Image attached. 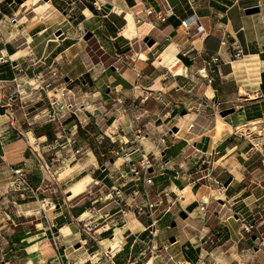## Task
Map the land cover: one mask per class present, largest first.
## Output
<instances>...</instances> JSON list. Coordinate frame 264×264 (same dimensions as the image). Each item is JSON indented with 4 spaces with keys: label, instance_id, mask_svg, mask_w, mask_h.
Here are the masks:
<instances>
[{
    "label": "crops",
    "instance_id": "crops-1",
    "mask_svg": "<svg viewBox=\"0 0 264 264\" xmlns=\"http://www.w3.org/2000/svg\"><path fill=\"white\" fill-rule=\"evenodd\" d=\"M78 1L71 0L78 13L70 15L54 0H0V264H60V259L89 264L100 257L95 264H132L142 261L146 251L152 253L151 264H264V247L242 230L243 223L255 221L264 232V217L256 218L261 194L256 198L248 192L249 171L244 160L240 162L245 153L259 151L256 142H264V0H111V7L103 3L105 13L93 7L82 10L85 31L93 33L82 44L75 35L81 27ZM251 6L259 11L247 14L245 9ZM148 7L154 12L146 14ZM158 11L164 21L157 18ZM128 15L137 25L131 35L123 32ZM191 16L197 20L187 30L182 21L190 22ZM199 24L202 31H196ZM145 37L153 43L149 45ZM237 49L240 57L235 56ZM213 54L219 56L218 64L201 72ZM89 76L99 78L88 87ZM92 86L97 90H90ZM84 99L83 109L90 112L89 120L81 124V115L76 122L69 112L81 113ZM229 108H234L232 115L223 117L221 111ZM183 110L193 113L188 130L178 126L186 115ZM50 114L55 119H49ZM135 114L138 118L132 121ZM235 121L241 126L238 131L233 129ZM88 122L98 133L96 140L103 137L93 153L111 157L112 167L88 173H81L80 167L66 177H59L64 168L38 170L40 156L50 152L65 151L69 158L79 149L81 155V128ZM246 126L249 141L241 131ZM167 127H177V137L162 145L159 139ZM140 130L147 135L136 144L154 155L151 188L161 194L154 239L145 230L148 215L129 210L121 218L120 205L134 202L132 177L126 164L117 166L110 155L111 146ZM17 139L23 141L10 161L4 157L5 147ZM198 159L212 164L198 169ZM17 165L34 170L30 180L42 203L19 200L10 189L11 169ZM73 166L74 162L69 165ZM192 166L206 174L186 184L181 173ZM211 173L222 182L229 176L232 180L221 196L205 202L197 194ZM87 174L91 179L85 190L71 194V186ZM186 179L190 181L189 176ZM157 183L163 188L158 190ZM91 190L94 194L87 196ZM211 198L216 204L210 205ZM177 202L180 207L172 212ZM202 205L206 209L200 210L199 232L183 239L179 213L184 210L192 216ZM88 224L93 226L90 232L84 230ZM51 231L58 235V249ZM171 236L175 241L169 240ZM41 244L50 245L55 258L35 255Z\"/></svg>",
    "mask_w": 264,
    "mask_h": 264
},
{
    "label": "rangeland",
    "instance_id": "rangeland-1",
    "mask_svg": "<svg viewBox=\"0 0 264 264\" xmlns=\"http://www.w3.org/2000/svg\"><path fill=\"white\" fill-rule=\"evenodd\" d=\"M54 1L57 4H59L60 11H62V9H63L67 13H70V15H74L75 13H78L77 8L76 7L74 8V5L71 4V0H54ZM110 1L111 0H79L78 1L79 2V6H81V29H85L86 30V28H88V25L86 24V21H84L82 23V21H83V19L85 17L82 14V12H83L82 10L83 9H85V10H86V8L92 9L91 7H93V8L96 9V11H98L100 13H105L106 11H108V9L104 6L105 4H103V3H108ZM85 13H88V12H85ZM83 39H84V37H83ZM83 39L81 40V44L83 42ZM93 50H94V52L98 53V51H96L95 48H93ZM105 64H107V63H105ZM95 73L98 74L97 71ZM105 73H107L108 75L110 74V68L109 67L105 68ZM98 78L99 77L94 79L93 76L92 77H90V76L89 77H85V79L89 82L88 83V87L91 86L92 83L94 84L95 82H97ZM94 86H92L90 88V90H97L96 87H94ZM81 89H83L82 85H81ZM99 89L100 88H98V90ZM100 94H103V93L101 92ZM99 99H101V98H99ZM82 104H84V106H81V113L79 111H77V110H75V112H77V114H75L74 112H69V113H71V118H74L76 122L80 121L79 117L81 115V124H84L83 120L84 121L85 120H87V121L89 120L88 117H89L90 110L89 109H87V110L83 109L87 105V99H84V102H81V105ZM72 110L74 111L73 108H72ZM186 113H184V114H186ZM27 115L29 116L28 113H27ZM230 115H232V114L228 113L226 115H223V117L224 116H230ZM49 116H50L49 119H53V116L51 114ZM23 117H25V116H23ZM90 117H92V116H90ZM36 119L41 120L42 118H41V116H38ZM27 123L28 122L25 121L24 122V124H25L24 126H26V127L29 126ZM92 123L93 122H88V124L85 125V127L81 128V155L79 154V151H80L79 149L78 150L76 149L77 151H76V156L75 157H69V158L67 157V153H65V151L50 152L47 155L40 156L39 162H38V164H40V165H38V170L41 171L42 167H44V168H46V170H50L51 172H54L56 170H59L60 168H64V171L59 175V177H66L67 175L68 176L72 175L73 172H75L78 169H80V167H81V173H88V172H91L93 169L94 170L96 169L97 171H99L100 167H102V166L104 168L112 167L113 165H112L111 157L104 156V155L97 156V155H95L96 153H93V151H92V149H94V147H96V145L98 143V141L96 140V136H97L98 133L95 134V129L92 126ZM233 123L235 125L233 127V129L238 131L239 130L238 128L241 127V126L237 125L238 121H235ZM263 128H264V126H262V129H261V130H263L261 132L262 136L264 135V129ZM247 129H250V128H248V126H246L241 131H243L242 132L243 135H244L243 137L247 138L246 141H249L252 138L250 136V132H249L250 130H247ZM255 131H256V133H258L257 130H255ZM68 132L71 133L72 129L70 131H68ZM238 133H240V132H238ZM77 134H78V131L75 130L74 131V138H76ZM256 143H257V145L259 147V151H257L256 154H252L251 152L245 153L244 157L243 158L241 157L240 162L242 163V160H244L243 161V162H245L244 166L249 171V172L245 173V177L247 178V183H249L251 185L250 188L248 189V192L249 191L250 192L253 191V196H255L256 198H257L258 194H261V200H260L261 203H262L261 210H260V213H258L256 215V218H261V217L263 218L264 217V142L258 141ZM55 144L57 146L59 145L57 143H55ZM77 147H79V146H77ZM245 147H246V150H248V148L250 147L249 142H246V146ZM69 154H71V152H69ZM110 155H112V157H115L117 159V164H116L117 166L125 167L124 166L125 163H124V160H123L122 157H116L112 153ZM151 157H154V155H151ZM78 160H81V164L77 163ZM153 160H156V159H152V161ZM162 160H163V158L161 159V161ZM207 160H209V159L207 158ZM207 160L202 161V159H198V163L195 164L196 165L195 167L200 169L201 167H205L208 164H212L210 161L207 162ZM73 162H74V166H73V168L72 167L70 168L69 165H71ZM198 164L200 165L199 167H198ZM193 168H194L193 166H192L191 169L185 168V170H183V172L181 173V176L186 177V178H188V176H189V178H190V181L185 178V180H183L184 183L186 182V184H187V182L193 181V179H195L198 175H202L203 173L206 174V172L203 171V170L202 171L197 170V172H196V170L194 171ZM25 169L27 170V168H25ZM27 173L29 174V177H31V175L34 174V170L33 169H30V170L28 169ZM223 176H225V174H222L221 177H223ZM203 179H204L203 182H204V184L207 185V187H205V186L202 187L203 192H202V195L200 196V198L208 195V199H210L209 197H219V196L222 195V194H220L221 189L219 188L220 182H222V179L219 177V175L211 173L210 175H207V177H205ZM250 179H252V180H250ZM197 183L198 184L201 183V180L198 181ZM259 184L262 185L263 187L259 186ZM157 186L159 187L158 190L163 188V186L160 183L159 184L157 183ZM196 186H197V184L193 187V189ZM91 192L92 193L91 194H87V196H90V195L94 194L92 190H91ZM205 193H207V194H205ZM211 199H213V198H211ZM179 203H183V202L180 201ZM179 203L177 202L176 206H174V208L171 209L172 212H175L177 210V208L180 207ZM214 204H216V202L213 199V201H212V203H210V205H214ZM161 208L162 207L159 206V209H161ZM129 209L132 210V207L129 208ZM200 210L201 209H199L197 212H195L193 214V217H191L190 219L184 220V222H183V219L188 218L189 215H187L186 217H182V216L179 215L177 220L184 224V223H186V222H188L190 220L201 219ZM161 213L163 214V211ZM170 214L171 213H169V215ZM253 222H255V221H253ZM254 230L255 231H252L249 235H255L256 236V233L259 231V229L257 228V229H254ZM259 232H262V231H259ZM262 233H264V232H262ZM207 236L208 235L203 236V239L208 240ZM250 250L252 251L251 247H250ZM148 252L149 251H146V253H148ZM220 254H221V252L219 253V255ZM142 256H144V255H142ZM214 259H216V258H214ZM263 260H264V255H263ZM141 262H142L141 260H138L137 263H132V264H141Z\"/></svg>",
    "mask_w": 264,
    "mask_h": 264
},
{
    "label": "built area",
    "instance_id": "built-area-1",
    "mask_svg": "<svg viewBox=\"0 0 264 264\" xmlns=\"http://www.w3.org/2000/svg\"><path fill=\"white\" fill-rule=\"evenodd\" d=\"M146 14L153 13L154 10L152 8H146L144 10ZM157 18L161 21H164L166 19L165 15L161 12H157ZM192 20L189 22L187 19L182 21V24L185 26V28L188 30L190 27V24L196 22V18L194 16H191ZM203 27L199 24L196 26V31H202ZM61 34H64L63 30L60 32ZM86 31L85 29H81V27H78L76 30V37L83 39ZM190 34V32H189ZM242 55V51L240 49L236 50L235 56L240 57ZM0 60L3 61V56L0 57ZM219 61V56L217 54H213L210 56L209 59L205 61V66H203L200 71L206 72V67H210L213 65H217ZM157 100H160L161 97L158 95ZM84 106V105H83ZM71 111V108H69ZM53 118L55 117V114H52ZM138 118V115H133L132 121ZM145 133L143 131H138L137 134H134L133 137L127 141L120 142L119 144H115L111 147V152L116 157H122L124 160V163L128 167V172L131 174V196L133 203H124L123 205H120V213L121 218H124L129 208L132 207V210L137 215H148L150 217V222L146 225L145 230L148 231L150 234V237L154 239L157 235V224L159 221V218L155 215L156 209L158 205L160 204L161 200V194L159 192H154L152 190L153 186V176L151 175V168H153L154 161L152 159H155L154 157H151V155L144 150L141 146L136 144L137 139L140 137H144ZM176 131L173 130L172 127H167L163 131V135L159 139V143L162 145H165L168 138H176ZM103 137L99 138L98 142H102ZM3 158V154L0 151V159ZM9 187L10 189L16 194L19 200H36L39 203H42L43 200L38 195V188L31 182L29 174L27 173V170L23 165H17L12 167L11 169V175L9 178ZM219 188L222 190L224 188L223 182H220ZM115 194L119 195L121 192V189H114ZM118 197V196H117ZM207 200L205 199V202ZM130 206V207H129ZM42 207V205H41ZM201 210L206 209L205 205H202ZM2 211V208L0 207V213ZM168 211V209H167ZM43 216L46 218L44 210L42 211ZM50 228V227H49ZM51 229V228H50ZM93 229V226L91 224L85 225L84 230L86 232H90ZM254 229H257V225L255 222H245L242 225V230L246 233L250 234ZM1 237V232H0ZM51 239L53 242V245L56 249L59 248V239L58 235L51 231ZM255 241L258 247H264V233L257 232L255 236ZM2 241L0 240V244ZM104 257H107V253L104 252ZM93 257H90L89 260L91 261ZM101 259L98 258L94 262H90L89 264H95L97 261ZM37 264V263H36ZM51 264V263H48ZM60 264H71L68 261H63L60 259Z\"/></svg>",
    "mask_w": 264,
    "mask_h": 264
},
{
    "label": "bare ground",
    "instance_id": "bare-ground-1",
    "mask_svg": "<svg viewBox=\"0 0 264 264\" xmlns=\"http://www.w3.org/2000/svg\"><path fill=\"white\" fill-rule=\"evenodd\" d=\"M31 1L36 2V0H31ZM128 17H129L128 18V24H126V26L124 27L123 32L128 34V35H131L135 31V29L137 28V25H135L133 23L131 15H128ZM133 28H135V29L131 30ZM171 48H172V45L166 49V52L164 54H167ZM172 58H174V56H172ZM167 65H169L171 67V69L174 70V66H173L172 62H169ZM192 114H193L192 112H189L185 116H182V118H180V120L178 122V126L184 127L185 129L188 130L190 127V123H189L188 119L191 118ZM22 141H23L22 139H19V140L17 139L12 144L6 146L4 157L10 161L13 160L14 154H15V152L18 151V147L22 143ZM90 179H91L90 174H87L84 177H82L81 180L77 181L73 186H71V188H70L71 194L74 195V194H77V193L84 191L86 188V185L90 181ZM205 187H207V186H205ZM202 192H203V189L201 188L197 194L198 198H200V196L202 195ZM205 194H207V193H205ZM203 198L208 199V195L204 196ZM191 217H193V215L188 216V218H186V219H183V222H184V220L190 219ZM178 226L183 233V239H185L186 237L193 236V234L195 232H199L200 227H201V219L190 220L184 224L178 221ZM46 243L48 244V242H46ZM45 245L46 244H41L39 249L36 250L34 254L37 255L38 257H41L44 259L55 258V253L53 251V248L50 245H48L49 247H47ZM152 258L153 257H152L151 252L146 253L143 256L141 264H151Z\"/></svg>",
    "mask_w": 264,
    "mask_h": 264
},
{
    "label": "water",
    "instance_id": "water-1",
    "mask_svg": "<svg viewBox=\"0 0 264 264\" xmlns=\"http://www.w3.org/2000/svg\"><path fill=\"white\" fill-rule=\"evenodd\" d=\"M106 7H111V4L107 3ZM257 11H259V8H258L257 6H251V7H247V8L245 9V12H246L247 14L255 13V12H257ZM92 35H93L92 32L87 31V32L85 33V35H84V39H85V40H88L89 38L92 37ZM144 41L147 42L149 45H151V44L153 43V39H151V38H149V37H145V38H144ZM112 68H114V67H112ZM107 91H109V89H107ZM233 111H234V108L224 109V110L221 111V115H226V114H228V113H230V112H233ZM182 113H185V110H183ZM173 130L176 131V130H177V127H173ZM231 180H232V176H229V177L223 182V185H224L225 187H227V186L229 185V183L231 182ZM179 215L182 216V217H186V216H187V212L183 210V211H181V212L179 213ZM172 225L175 226V221H172ZM252 238L255 239V235H253ZM169 240H170L171 242L175 241V236H171Z\"/></svg>",
    "mask_w": 264,
    "mask_h": 264
},
{
    "label": "trees",
    "instance_id": "trees-1",
    "mask_svg": "<svg viewBox=\"0 0 264 264\" xmlns=\"http://www.w3.org/2000/svg\"><path fill=\"white\" fill-rule=\"evenodd\" d=\"M89 41H90V39H89ZM101 52H102L101 50L98 51L99 54H101ZM102 58H104V56ZM95 59H96V61L98 60L97 57H95Z\"/></svg>",
    "mask_w": 264,
    "mask_h": 264
}]
</instances>
